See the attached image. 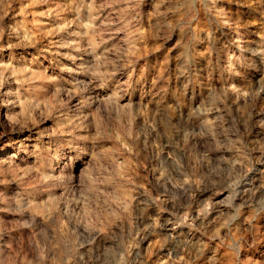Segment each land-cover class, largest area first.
I'll return each instance as SVG.
<instances>
[{
  "label": "clouds",
  "instance_id": "clouds-1",
  "mask_svg": "<svg viewBox=\"0 0 264 264\" xmlns=\"http://www.w3.org/2000/svg\"><path fill=\"white\" fill-rule=\"evenodd\" d=\"M9 2L0 0L5 12ZM146 2L110 0L99 6L122 5L116 31L125 33L124 44L141 33L144 20L139 10ZM217 3L151 0L147 19L158 38L173 49L151 87L157 88L162 80L170 87L153 98V109L127 104L121 114L130 118L117 130L102 129L93 118L111 100L100 101L93 110L95 99L84 95L104 88L113 75L134 63L123 56L107 58L113 51L104 47L112 38V21L97 23V0H70L74 18L54 30L80 38L61 47L88 58L77 69L86 80L69 88L56 76L29 69H12L6 76L11 65L0 64V90L8 83L18 86L8 93L22 108L17 117L9 118L13 130L23 132L28 121L36 125L32 113L37 110L41 119L55 124L54 133L39 130L38 167L0 169V264H224L238 255L253 233L252 222L264 214V114L255 108L264 93V54L250 62L246 53H257L237 38L233 42L239 55L233 52L221 68L219 57L213 58L217 38L207 30L227 23ZM201 12L207 22L204 30L195 27ZM3 19L0 15V40L6 31ZM13 34L20 42L7 47H35L23 21L9 26ZM115 51L124 49L117 46ZM67 59L77 58L69 54ZM106 65L111 71L101 70ZM224 70L242 78L254 72L260 77L259 88L214 87L213 73ZM41 79L53 85L54 96L62 97L55 111L50 106L45 111L43 101L21 99L25 93L31 95ZM77 96L80 100L73 105ZM137 116L142 117L138 124ZM105 139L119 140L124 148L105 147ZM117 152L130 153L138 161L144 172L138 183L117 179L125 167L112 159ZM77 162L81 169L74 167ZM102 188L114 191L102 193ZM54 189L64 194L56 195ZM220 249L225 254L218 258ZM209 251L210 258L205 255Z\"/></svg>",
  "mask_w": 264,
  "mask_h": 264
},
{
  "label": "rangeland",
  "instance_id": "rangeland-1",
  "mask_svg": "<svg viewBox=\"0 0 264 264\" xmlns=\"http://www.w3.org/2000/svg\"><path fill=\"white\" fill-rule=\"evenodd\" d=\"M110 0H97V7L100 12L101 21L108 18L112 21L110 31L112 38L104 47L112 48L113 51L108 53L109 60H116L119 56H123L126 60L134 61L129 68L116 73L108 80L104 88L97 87L85 96L92 95L96 103L93 110L100 107V101L111 100V103L105 105L100 111L99 117H93L98 120V124L102 129L117 130L121 123L127 124L130 118L122 115L121 110L129 103L134 106L147 105L149 109L154 108V97L157 93L163 96L168 92L170 85L165 81H160L157 88L151 87L152 82L157 80L164 72V66L168 64L169 56L172 54V47L166 42L161 41L152 29L147 19V13L151 9V0H147L142 5L140 12L143 16L144 27L137 37L132 38L131 44H124L125 33L116 31L118 22L121 19L120 4H111V6L100 8L102 4H108ZM70 0H10L7 11L0 5V15L4 17L3 24L5 26V35L0 40V64L11 65V68L5 72L10 75L12 69H29L34 73H46L47 76H56L64 87H71L78 80H86L83 73L77 71L80 65L84 63L87 57L83 53L73 49L61 47V44L69 40H79V37L69 36L67 32L56 33L54 30L67 20L73 19L74 11L69 10ZM217 9L222 11L224 19L227 23L219 26L212 25L208 31L214 32L217 38V49L213 52V58L217 56L221 62V68H226L230 55L235 52L239 55V50L234 44V40L242 38V46L254 50L257 55H253L252 51L246 53L248 60L255 61L259 54H264V0H218ZM75 8V5H72ZM23 21L32 31L35 38V47H7L8 44H19V39L13 34L9 35V26H15ZM167 23H173L168 20ZM206 18L203 12L200 13V23L196 24L202 30L206 27ZM75 30L69 29L68 31ZM108 37H106L107 39ZM120 46L123 52L115 51ZM167 48V51L165 49ZM206 51V50H205ZM75 56V61L67 59V55ZM83 57V58H82ZM63 68H72L73 72L62 71ZM134 69V70H133ZM102 71H111V66L106 65ZM242 77L231 76L224 71H216L212 75V85L216 88L231 87L235 85L238 88L247 90L249 85L259 88V75L254 72L242 74ZM145 81L147 83H145ZM122 88H117V84ZM35 89L31 95L25 93L21 99L30 98L36 101H43L41 105L45 111L48 106L55 111L57 100L62 97L53 95L55 88L47 80L41 79L35 82ZM15 83L5 84L3 90H0V169L8 171L9 165L17 168H25L28 166H39L38 156L36 155L39 142V130L48 129L55 132V124L53 120H43L37 112H33V119L37 120V124L33 125L28 121V128L23 132L14 131L10 117H17L22 112L20 102L15 95H8L9 91L15 92L17 89ZM143 97V99H141ZM158 98V97H157ZM80 97L77 96L73 101V105L78 103ZM15 101L16 103H9ZM168 107H174L168 104ZM255 108L264 114V93L260 94V99L256 101ZM134 107L131 115H135ZM87 114V112H85ZM68 115H73L69 113ZM25 119L24 116H19ZM142 117L137 116L135 123H140ZM19 128V125L15 126ZM83 132V129L79 130ZM95 133L96 129H92ZM101 143L108 148L119 145V140L105 139ZM126 151V150H125ZM112 159L117 160L118 164L125 165L123 169L124 175L117 179L131 180L138 183L144 172L137 166L138 161L131 158L129 153L127 156H120V153H114ZM76 169H81L82 165L77 162L74 164ZM150 179V177H149ZM16 187V185H12ZM111 192L114 189H101V192ZM56 195H63L62 189H54ZM253 223V233L246 237L245 244L239 251L238 255L230 256L224 261V264H264V214H262ZM218 247V245H217ZM225 254L224 249H220L216 253L217 257ZM207 257H211L212 252H206ZM261 258V260H259ZM258 259V260H257Z\"/></svg>",
  "mask_w": 264,
  "mask_h": 264
},
{
  "label": "bare ground",
  "instance_id": "bare-ground-1",
  "mask_svg": "<svg viewBox=\"0 0 264 264\" xmlns=\"http://www.w3.org/2000/svg\"><path fill=\"white\" fill-rule=\"evenodd\" d=\"M257 260H258V259H257ZM259 260H261V258H260ZM260 264H261V262H260Z\"/></svg>",
  "mask_w": 264,
  "mask_h": 264
}]
</instances>
